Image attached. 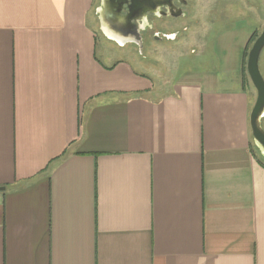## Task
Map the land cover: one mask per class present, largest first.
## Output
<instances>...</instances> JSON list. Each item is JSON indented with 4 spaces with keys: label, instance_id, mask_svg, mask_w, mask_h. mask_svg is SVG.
<instances>
[{
    "label": "crops",
    "instance_id": "1",
    "mask_svg": "<svg viewBox=\"0 0 264 264\" xmlns=\"http://www.w3.org/2000/svg\"><path fill=\"white\" fill-rule=\"evenodd\" d=\"M94 6L0 0V264H264L248 36L162 92Z\"/></svg>",
    "mask_w": 264,
    "mask_h": 264
},
{
    "label": "flooded vegetation",
    "instance_id": "2",
    "mask_svg": "<svg viewBox=\"0 0 264 264\" xmlns=\"http://www.w3.org/2000/svg\"><path fill=\"white\" fill-rule=\"evenodd\" d=\"M97 1L95 9L98 15L99 9L103 12L106 37L120 49L142 54L206 52L214 48L220 29L232 30L239 22L264 23V0ZM263 30L264 26L250 30L245 53Z\"/></svg>",
    "mask_w": 264,
    "mask_h": 264
},
{
    "label": "rangeland",
    "instance_id": "3",
    "mask_svg": "<svg viewBox=\"0 0 264 264\" xmlns=\"http://www.w3.org/2000/svg\"><path fill=\"white\" fill-rule=\"evenodd\" d=\"M98 1L95 0V6L92 8L91 12L89 13V23L90 26H93L96 32V43L98 48V57H101L100 51H102L101 47L106 46L107 52L109 53V56L113 59V62L116 60H124L126 62H129L132 64L133 68L144 74V77H138L135 78L137 80L135 85H143V87H151V86H157L162 88V92L165 90V92L170 91V84L173 82L175 77H177L180 72L188 70V62L190 61H199V63L202 65H208V66H215L219 64V59L214 51L212 49H208L206 52H200L193 55H189L188 53H176V51L172 52H145V54L138 53L137 50L134 53L136 54L135 58L132 56L128 57L129 54H126V50H120L111 48L117 47L114 42H111L106 35L104 34V31L106 28L101 15L97 14V7ZM75 11V10H74ZM76 12V11H75ZM98 15V17H97ZM91 20V22H90ZM221 26V24H220ZM264 26V23L256 21V22H249L247 24H244L243 22L236 23L235 28L232 30H228L226 27L220 29L221 33L218 35L217 41L215 43L216 46L220 47H236L237 42L239 41L238 37L233 38V34L238 33L242 34V41L247 38V36L250 33V30L254 31L255 29L261 30ZM205 31V30H204ZM212 32H215V28ZM253 44L249 45L250 47L247 49H251ZM117 51V53H112V50ZM259 66L260 71L264 77V49L261 53L260 60H259ZM190 68V67H189ZM136 76V74H135ZM250 85L252 88H255L253 83L250 81ZM155 90H152L154 94ZM161 91V89H160ZM262 126L264 128V119L262 121ZM258 147V146H257ZM257 153L261 156V151L257 149ZM263 159V158H262Z\"/></svg>",
    "mask_w": 264,
    "mask_h": 264
},
{
    "label": "water",
    "instance_id": "4",
    "mask_svg": "<svg viewBox=\"0 0 264 264\" xmlns=\"http://www.w3.org/2000/svg\"><path fill=\"white\" fill-rule=\"evenodd\" d=\"M99 13L102 17L103 12L101 9H99ZM263 49L264 30L250 49L246 64L248 76L257 91V99L250 115V127L256 145L264 154V129L262 127V118L264 117V77L259 66V60ZM3 189L4 188H1V190Z\"/></svg>",
    "mask_w": 264,
    "mask_h": 264
},
{
    "label": "trees",
    "instance_id": "5",
    "mask_svg": "<svg viewBox=\"0 0 264 264\" xmlns=\"http://www.w3.org/2000/svg\"><path fill=\"white\" fill-rule=\"evenodd\" d=\"M247 58H248V52L245 53V59H244V74H245V77H247L248 79H250L249 76H248V73H247V68H246Z\"/></svg>",
    "mask_w": 264,
    "mask_h": 264
}]
</instances>
